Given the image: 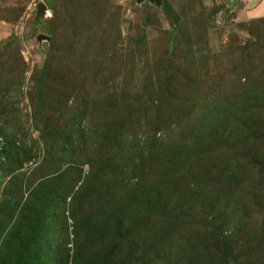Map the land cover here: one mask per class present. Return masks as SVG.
Instances as JSON below:
<instances>
[{"label": "rangeland", "instance_id": "obj_1", "mask_svg": "<svg viewBox=\"0 0 264 264\" xmlns=\"http://www.w3.org/2000/svg\"><path fill=\"white\" fill-rule=\"evenodd\" d=\"M256 4L0 0V264H264Z\"/></svg>", "mask_w": 264, "mask_h": 264}, {"label": "crops", "instance_id": "obj_2", "mask_svg": "<svg viewBox=\"0 0 264 264\" xmlns=\"http://www.w3.org/2000/svg\"><path fill=\"white\" fill-rule=\"evenodd\" d=\"M264 6V0H257V4L252 6L254 8V11H259Z\"/></svg>", "mask_w": 264, "mask_h": 264}, {"label": "water", "instance_id": "obj_3", "mask_svg": "<svg viewBox=\"0 0 264 264\" xmlns=\"http://www.w3.org/2000/svg\"><path fill=\"white\" fill-rule=\"evenodd\" d=\"M44 10H45V5L44 4L39 5V7H38V13L40 15H43L44 14Z\"/></svg>", "mask_w": 264, "mask_h": 264}, {"label": "built area", "instance_id": "obj_4", "mask_svg": "<svg viewBox=\"0 0 264 264\" xmlns=\"http://www.w3.org/2000/svg\"><path fill=\"white\" fill-rule=\"evenodd\" d=\"M44 11H45V12H44V15H45V14H47L48 16L50 15L49 13L46 12V10H44Z\"/></svg>", "mask_w": 264, "mask_h": 264}]
</instances>
